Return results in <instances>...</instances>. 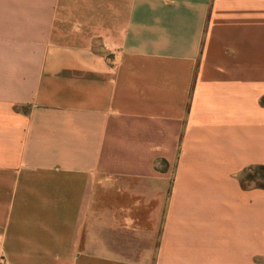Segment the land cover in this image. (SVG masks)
<instances>
[{
    "label": "crops",
    "instance_id": "1",
    "mask_svg": "<svg viewBox=\"0 0 264 264\" xmlns=\"http://www.w3.org/2000/svg\"><path fill=\"white\" fill-rule=\"evenodd\" d=\"M255 166L264 0H0L4 264H264Z\"/></svg>",
    "mask_w": 264,
    "mask_h": 264
},
{
    "label": "rangeland",
    "instance_id": "2",
    "mask_svg": "<svg viewBox=\"0 0 264 264\" xmlns=\"http://www.w3.org/2000/svg\"><path fill=\"white\" fill-rule=\"evenodd\" d=\"M240 181L246 186L263 187L264 186V172L258 170L245 171L240 177ZM257 262V261H256Z\"/></svg>",
    "mask_w": 264,
    "mask_h": 264
},
{
    "label": "trees",
    "instance_id": "3",
    "mask_svg": "<svg viewBox=\"0 0 264 264\" xmlns=\"http://www.w3.org/2000/svg\"><path fill=\"white\" fill-rule=\"evenodd\" d=\"M258 170V171H261V172H264V166H255V167H252V168H249L247 171H251V170ZM242 185L245 187L246 185H244L243 181H242ZM258 187V186H257ZM258 188H264L263 187H258Z\"/></svg>",
    "mask_w": 264,
    "mask_h": 264
},
{
    "label": "built area",
    "instance_id": "4",
    "mask_svg": "<svg viewBox=\"0 0 264 264\" xmlns=\"http://www.w3.org/2000/svg\"><path fill=\"white\" fill-rule=\"evenodd\" d=\"M0 264H4L3 261L0 259Z\"/></svg>",
    "mask_w": 264,
    "mask_h": 264
}]
</instances>
